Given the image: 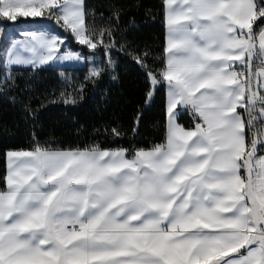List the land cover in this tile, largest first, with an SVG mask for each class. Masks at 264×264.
Returning <instances> with one entry per match:
<instances>
[{"label":"snow or ice","instance_id":"snow-or-ice-1","mask_svg":"<svg viewBox=\"0 0 264 264\" xmlns=\"http://www.w3.org/2000/svg\"><path fill=\"white\" fill-rule=\"evenodd\" d=\"M165 5L163 67L148 75L153 88H167L166 142L131 159L98 145L7 152L0 264H264V157L253 159L264 139L246 143L254 130L264 137V28L256 23L264 0ZM88 14L85 0H0V19L45 17L97 50L93 40L113 33L90 27ZM22 35L0 45V86H16L17 67L81 58L60 54L55 34ZM113 47L104 44L105 53ZM102 73L93 68L86 79ZM183 110L194 129L176 123Z\"/></svg>","mask_w":264,"mask_h":264},{"label":"trees","instance_id":"trees-1","mask_svg":"<svg viewBox=\"0 0 264 264\" xmlns=\"http://www.w3.org/2000/svg\"><path fill=\"white\" fill-rule=\"evenodd\" d=\"M85 4L90 27L111 28L112 37L104 38V44H115L111 51L105 53L104 44L97 39L93 40L97 50L79 44L70 30L45 17L16 22L0 19L4 32L20 27L13 31V39L18 31L48 32L44 27L53 24L56 28L50 26L49 31L56 29L85 58L82 67L16 68V86H0V189L5 184L9 151L33 150L36 144L48 150H91L98 145L102 150L126 149L127 157L132 158L138 150H151L166 142V86L153 88L148 75L163 67L165 0H85ZM256 23L264 28V18ZM254 29L258 35L255 24ZM144 53L148 55L144 57ZM93 68H102V75L86 79ZM66 99L75 103H65ZM178 123L195 128L188 110L178 116ZM114 128L119 136L113 134ZM255 135L254 130L247 137L248 144Z\"/></svg>","mask_w":264,"mask_h":264},{"label":"rangeland","instance_id":"rangeland-1","mask_svg":"<svg viewBox=\"0 0 264 264\" xmlns=\"http://www.w3.org/2000/svg\"><path fill=\"white\" fill-rule=\"evenodd\" d=\"M24 19L26 17H19L17 18L16 21L20 20V19ZM31 18V17H30ZM16 21H10V22H16ZM54 22V20H53ZM58 25V24H57ZM50 26H53L56 28L55 25H47L46 27H44L46 30H48V33L49 34H55L59 37H62L63 38V44L61 45V53L60 54H63V53H67V52H72L74 54L78 53L79 56L81 57L80 59H77V60H63V61H58L57 63L55 64H52L50 67H56V68H64V67H82V66H85V58L82 57V55H80L79 52H75L73 51L70 47H69V44L67 43V41L65 40V38L60 35L58 33V31L56 29H54L55 31L54 32H50L49 30V27ZM13 30H10V29H6L5 32L1 30L0 28V45L2 44H10L12 40H22L24 39V36L22 35L23 32H25L24 30L22 31H18V37L17 38H14L13 39V31L16 30V29H20V27L16 26L15 28H12ZM30 31H34V30H30ZM42 31H45V30H42ZM47 32V31H46ZM4 36V39L1 41V38H3ZM43 67H47V66H43ZM19 68H22V67H19ZM27 68H30V67H27ZM37 68H42V67H37ZM260 137H258L257 135H255V137L253 139H258L259 140Z\"/></svg>","mask_w":264,"mask_h":264},{"label":"crops","instance_id":"crops-1","mask_svg":"<svg viewBox=\"0 0 264 264\" xmlns=\"http://www.w3.org/2000/svg\"><path fill=\"white\" fill-rule=\"evenodd\" d=\"M165 16H166V5H165ZM245 32H247V30H245ZM255 41H256V47H257V49L259 48V36L258 35H256L255 36ZM48 67V66H47ZM17 68H19V67H17ZM37 69V68H36ZM256 69H255V67L253 68V71H255ZM256 77L255 76H253V81L255 82L256 81ZM259 91H260V93L261 94H264V88H260L259 89ZM166 95H167V88H166ZM167 103H168V95H167ZM179 107V106H178ZM186 110H183V111H181V113L180 114H182L183 112H185ZM238 111H241L240 109H238ZM245 119L247 120V117H246V115H245ZM176 123L177 124H179L178 123V118L176 119ZM167 125H168V114H167ZM186 129V128H185ZM186 130H191V129H186ZM261 139H264V137H261V138H259V140H261ZM246 143L248 144V139H247V137H246ZM249 145V147H250V144H248ZM260 147V145H258V148ZM50 151H57V150H50ZM59 151H73V150H59ZM80 151H83V150H80ZM145 151H148V150H145ZM260 151L261 150H259V151H257L256 153H255V155H254V158L253 159H255L256 157H264V150H263V152L262 153H260ZM125 155H126V153H125ZM127 156V155H126ZM128 158V157H127ZM129 159H131V158H129Z\"/></svg>","mask_w":264,"mask_h":264}]
</instances>
